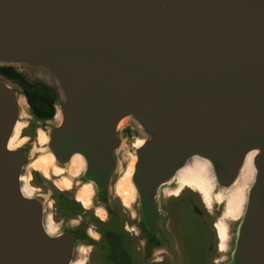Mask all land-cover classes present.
Returning <instances> with one entry per match:
<instances>
[{"label":"water","instance_id":"water-1","mask_svg":"<svg viewBox=\"0 0 264 264\" xmlns=\"http://www.w3.org/2000/svg\"><path fill=\"white\" fill-rule=\"evenodd\" d=\"M14 64L52 74L61 99L37 141L15 142L24 94L0 74V264L83 262L88 233L53 223L28 182L32 158L101 200L134 157L127 203L143 239L176 260L163 226L166 198L189 186L178 172L205 160L210 207L226 210L216 195L251 152L253 180L218 251L264 264V0H0V65ZM125 120L137 127L129 142Z\"/></svg>","mask_w":264,"mask_h":264},{"label":"flooded vegetation","instance_id":"flooded-vegetation-1","mask_svg":"<svg viewBox=\"0 0 264 264\" xmlns=\"http://www.w3.org/2000/svg\"><path fill=\"white\" fill-rule=\"evenodd\" d=\"M37 119L43 118L37 117ZM41 174L43 175L42 172ZM43 178L48 180L53 188L51 191L53 223H75L88 233L85 240L88 245L84 249L86 254L84 261L88 264H170L172 261L182 260L183 255L181 254V257L179 255L180 252L182 253L180 238L176 234L175 227L173 228L176 213L171 210V204L174 206V203L182 199V195L191 188L184 187L176 195L170 194L164 204V218L167 223L163 227L167 234L173 236L179 252L177 259L174 260L169 254L168 246L167 248L153 246L143 239L136 221L135 210L124 201L121 192L115 186L108 193L107 198L94 200L81 192L79 182L72 181L67 185L54 174H49L48 177L43 175ZM37 185L42 184L37 183ZM82 194L86 195L85 198L88 197V206L79 199V195ZM199 198L203 203L200 195Z\"/></svg>","mask_w":264,"mask_h":264},{"label":"rangeland","instance_id":"rangeland-1","mask_svg":"<svg viewBox=\"0 0 264 264\" xmlns=\"http://www.w3.org/2000/svg\"><path fill=\"white\" fill-rule=\"evenodd\" d=\"M13 67L28 83V86H26L30 91L48 93L54 98L55 102L61 99V93L56 79L45 69L31 68L23 64H14ZM7 80L18 87L21 92H23V87L17 80ZM23 100L24 112L19 123V134L16 137L15 142H21L27 139L37 141V138H40L41 130L45 129L43 126L45 124L49 125L47 123L48 121L44 122L42 119H37V117H34L30 112L31 108L29 104H27L24 96ZM120 131L123 141L126 142L132 141L134 136L136 137L138 135L136 125L130 120H125L123 122ZM140 140L141 138L137 137L134 143ZM131 160L132 158L130 159L129 164L131 163ZM32 161L33 158L30 159V163L26 169L28 182L32 187L46 188H42L40 191L45 193L52 203L53 195L51 191H53V188L51 183L43 178V175L48 177L49 173L45 174L43 172L42 167L37 163L40 161H37L36 163L34 162V164ZM40 171L43 173V175ZM30 177H32V179H30ZM37 183L42 185H37ZM192 189L200 192L197 187H192L191 190L188 189L185 194L182 195V199L176 202L174 201V206H172L170 203L171 210L173 213H176L173 221V228L175 227L176 234L178 238H180L179 243L182 253L180 252L179 255L180 257L181 254L183 255L181 257L182 260L172 261L170 264H226V257L224 256L225 253L223 251H218L217 244L219 242V247H222L220 245H223L224 235L221 236L220 234L221 228H224L223 225L227 226L229 231L228 236L230 237L233 228V217L227 213L223 204V207H219L216 204H213L212 207H210L211 202L209 204L204 202L202 203L200 201L199 194ZM201 197L202 200H204L202 193ZM204 204L206 207H204ZM50 212L52 213V209H50ZM217 228L219 229V232ZM218 234L220 235L218 236ZM219 238L221 239L219 240ZM85 256L86 254L83 253L81 257L83 262H81V264H88L86 261H84ZM216 258L218 259L217 263L215 262Z\"/></svg>","mask_w":264,"mask_h":264},{"label":"bare ground","instance_id":"bare-ground-1","mask_svg":"<svg viewBox=\"0 0 264 264\" xmlns=\"http://www.w3.org/2000/svg\"><path fill=\"white\" fill-rule=\"evenodd\" d=\"M141 141L142 140H140L134 144L136 145V144L140 143ZM252 156H253V152L247 154V156L245 157L244 163L241 167V170L239 172V175H238L235 183L229 189L224 190L223 195H221V194L216 195L217 200L220 201L222 198H224L226 200V210L230 214L235 215V214L240 212V209H241L243 202L245 200V197H246V189L248 188V186L250 185V183L253 180L254 167H253V163H252ZM131 158H132V160H131V163L128 164L127 174H130L131 169H132L134 157H131ZM48 159L49 158L46 157L45 161L37 162L42 167L43 172L45 174H48L47 167H46L47 163L49 162ZM35 165H37V164H35ZM127 174H126L125 180L119 182V184L117 185V188H116L117 190H119V192H121V195H122L125 202L128 201L129 192L131 193V190H132ZM206 176H207V162L203 159H200L199 157H196V156L190 158L187 161L186 166L183 169H181L177 174L178 180H180L182 182H187L189 184V187H191V188L197 187V189L202 193V195L204 197V200H203L204 203L209 204L210 203V196L207 193L206 187H205V177ZM177 191H179V190H177ZM177 191L175 192L174 195H176L178 193ZM85 196L83 194L79 195V197H80L79 199H82L84 201L85 205L88 206V200H87L88 197L85 198ZM218 232H219V229H218ZM225 233H226L225 228H221V231H220L221 236H223V235L225 236ZM220 234H218V235H220ZM220 246H223V245H220Z\"/></svg>","mask_w":264,"mask_h":264},{"label":"trees","instance_id":"trees-1","mask_svg":"<svg viewBox=\"0 0 264 264\" xmlns=\"http://www.w3.org/2000/svg\"><path fill=\"white\" fill-rule=\"evenodd\" d=\"M0 74L8 79L17 80L23 87V94L33 114L43 119L51 118L55 113V100L48 93L30 91L22 75L10 65H0ZM27 85V86H26Z\"/></svg>","mask_w":264,"mask_h":264}]
</instances>
